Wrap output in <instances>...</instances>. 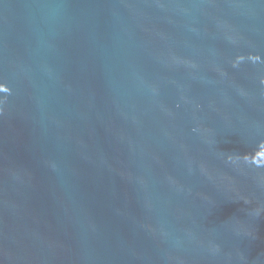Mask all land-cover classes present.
I'll list each match as a JSON object with an SVG mask.
<instances>
[{
  "label": "water",
  "instance_id": "1",
  "mask_svg": "<svg viewBox=\"0 0 264 264\" xmlns=\"http://www.w3.org/2000/svg\"><path fill=\"white\" fill-rule=\"evenodd\" d=\"M0 264H264V0H0Z\"/></svg>",
  "mask_w": 264,
  "mask_h": 264
}]
</instances>
